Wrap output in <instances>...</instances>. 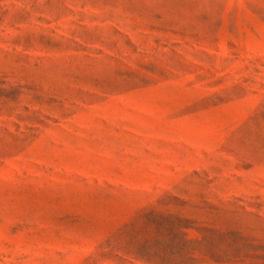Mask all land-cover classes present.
I'll list each match as a JSON object with an SVG mask.
<instances>
[{"label": "rangeland", "instance_id": "rangeland-1", "mask_svg": "<svg viewBox=\"0 0 264 264\" xmlns=\"http://www.w3.org/2000/svg\"><path fill=\"white\" fill-rule=\"evenodd\" d=\"M0 264H264V0H0Z\"/></svg>", "mask_w": 264, "mask_h": 264}]
</instances>
